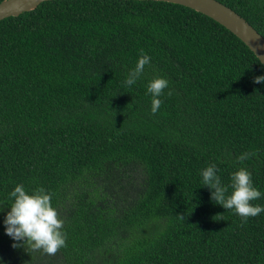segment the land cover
I'll use <instances>...</instances> for the list:
<instances>
[{"label":"trees","instance_id":"16d2710c","mask_svg":"<svg viewBox=\"0 0 264 264\" xmlns=\"http://www.w3.org/2000/svg\"><path fill=\"white\" fill-rule=\"evenodd\" d=\"M218 1L264 36V0ZM261 75L233 33L173 3L54 0L0 21V264H264V212L243 222L201 176L215 164L230 194L244 168L264 207ZM156 77L168 88L152 114ZM16 185L52 194L55 255L11 246Z\"/></svg>","mask_w":264,"mask_h":264},{"label":"clouds","instance_id":"9594fccd","mask_svg":"<svg viewBox=\"0 0 264 264\" xmlns=\"http://www.w3.org/2000/svg\"><path fill=\"white\" fill-rule=\"evenodd\" d=\"M150 57L142 54L137 60L135 67L129 71L124 84L131 87L139 80L144 72L145 66L150 63ZM253 83H264V75L256 76ZM168 88V81L161 77H156L147 84V92L151 94V113L156 114L161 107L162 100L159 98ZM171 95V92L168 93ZM254 152H245L237 158L243 162ZM218 169L215 164L209 165L201 171L202 186L210 190V199L222 206L225 210H231L240 216L243 222L249 217H256L264 212V207L254 205L255 201L261 197V192L253 186L251 173L244 168H240L231 174V193L228 194V187L221 183V178L217 174ZM14 198L8 205L4 218L5 234L13 241H22V244L13 243L11 246L27 247L31 251H42L48 255H55L56 252L66 246V235L62 231L64 221L59 218L57 210L52 206V194L46 192L43 187L34 189L31 193L26 192L23 185H16L10 193ZM0 205V211H3ZM184 221L185 216L178 215Z\"/></svg>","mask_w":264,"mask_h":264},{"label":"water","instance_id":"95a60500","mask_svg":"<svg viewBox=\"0 0 264 264\" xmlns=\"http://www.w3.org/2000/svg\"><path fill=\"white\" fill-rule=\"evenodd\" d=\"M54 0H4L0 3V21L19 16ZM138 2L173 3L191 8L215 20L239 38L264 66V36L245 18L218 0H119Z\"/></svg>","mask_w":264,"mask_h":264}]
</instances>
